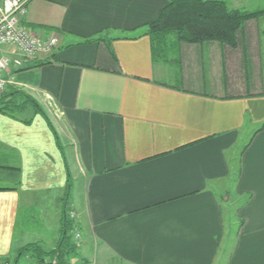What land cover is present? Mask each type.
I'll return each instance as SVG.
<instances>
[{"label": "crops", "instance_id": "obj_1", "mask_svg": "<svg viewBox=\"0 0 264 264\" xmlns=\"http://www.w3.org/2000/svg\"><path fill=\"white\" fill-rule=\"evenodd\" d=\"M167 5L30 1L28 27L59 44L16 74L43 114L0 113V259L70 180L75 264H264V15L235 47L170 38L157 60L147 26Z\"/></svg>", "mask_w": 264, "mask_h": 264}, {"label": "trees", "instance_id": "obj_2", "mask_svg": "<svg viewBox=\"0 0 264 264\" xmlns=\"http://www.w3.org/2000/svg\"><path fill=\"white\" fill-rule=\"evenodd\" d=\"M264 15V11L247 13L230 10L225 2L217 0H168V5L147 26V35L153 41V56L158 60L165 51L170 38L186 44L218 43L229 47L237 44V35L249 20ZM28 106L43 114L37 102L23 91L8 87L0 98V113L13 116ZM67 187V195L71 188ZM5 190V189H0ZM70 220L64 211L61 237L57 247L46 251L38 243L22 248L16 258L0 259V264H19L30 258L33 264H70L77 256L78 247L69 240Z\"/></svg>", "mask_w": 264, "mask_h": 264}, {"label": "built area", "instance_id": "obj_3", "mask_svg": "<svg viewBox=\"0 0 264 264\" xmlns=\"http://www.w3.org/2000/svg\"><path fill=\"white\" fill-rule=\"evenodd\" d=\"M30 1L0 0V96L28 63L52 56L59 44L55 35L43 36L28 27ZM71 218L75 219V215L71 214Z\"/></svg>", "mask_w": 264, "mask_h": 264}, {"label": "rangeland", "instance_id": "obj_4", "mask_svg": "<svg viewBox=\"0 0 264 264\" xmlns=\"http://www.w3.org/2000/svg\"><path fill=\"white\" fill-rule=\"evenodd\" d=\"M9 87H14L16 90L23 91L24 93L27 94V90L25 89V87H23V85H20L17 82L16 77H15L14 84L10 85ZM1 96H0V98H1ZM233 196H234L233 193H232V195H229V196L227 195V197L229 199L228 203L230 205L234 203V201L231 198ZM227 197L225 196V199ZM63 198L64 199L58 203L60 205L59 206L60 207V214L57 217H55L53 215V214H55L53 211L51 212L52 213L51 215L46 216V214H44V216H45L44 219L46 220V222L44 224H42L41 221H36L34 218H29L27 226L32 228L30 235H28V234L26 235V240L29 243H33V242L34 243H41L43 245V248L46 251H50V250L54 249L55 247H57V244H58L59 239L61 237L64 211L67 212L68 218L71 221L70 226H69V240L71 241L72 244L77 243L75 240V231L76 230H79L80 232H82V231H81L79 222H77V220L71 218L72 207L67 204L69 202V193L67 195V191H66L65 196ZM239 205H240V203H238L236 206L231 205L232 206L231 209H235ZM50 209L52 210V208H50ZM233 213H234L233 211H230L227 214V218H228L227 224L229 225V229L231 228L230 225L232 227L234 226V224H232V218L233 217L231 216V215H233ZM30 215L31 214L27 212L25 214V218L28 220V217ZM39 224H41V227H39ZM235 228L237 229V227H235ZM76 239H78V238L76 237ZM231 245H232V243H231ZM81 253H82V251H81ZM16 256L11 258L12 261L16 258ZM70 261H69L70 264H75V262H78L77 256H74V257L72 256ZM33 262L34 261L32 259L26 257V258H23L19 262V264H33ZM85 264H87V263H85Z\"/></svg>", "mask_w": 264, "mask_h": 264}]
</instances>
